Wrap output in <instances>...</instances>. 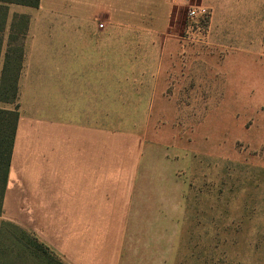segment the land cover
<instances>
[{
	"label": "crops",
	"instance_id": "obj_1",
	"mask_svg": "<svg viewBox=\"0 0 264 264\" xmlns=\"http://www.w3.org/2000/svg\"><path fill=\"white\" fill-rule=\"evenodd\" d=\"M169 1L6 4L3 52L21 46L23 57L1 217L37 236L66 264H168L175 258L184 205L174 169L165 167L161 155L153 159L136 130L105 127L97 113L105 76L121 75V66L127 70L122 75L135 74L136 59L105 51V37L111 41L116 27L153 26L130 17L166 13ZM20 8L30 16L23 23L12 20ZM58 12L63 18H50ZM260 56L235 55L260 59L256 76L264 80Z\"/></svg>",
	"mask_w": 264,
	"mask_h": 264
},
{
	"label": "rangeland",
	"instance_id": "obj_2",
	"mask_svg": "<svg viewBox=\"0 0 264 264\" xmlns=\"http://www.w3.org/2000/svg\"><path fill=\"white\" fill-rule=\"evenodd\" d=\"M169 7L130 17L151 27H116L111 41L105 37V51L136 59L135 74L122 75L121 66V75L105 76L97 113L105 127L136 130L183 188L168 264H264V80L256 76L260 59L235 57L264 58V0H170ZM195 8L205 12L195 17ZM20 9L12 20L23 23L30 16ZM20 237L0 225V264H66L31 232L25 237L40 250Z\"/></svg>",
	"mask_w": 264,
	"mask_h": 264
},
{
	"label": "trees",
	"instance_id": "obj_3",
	"mask_svg": "<svg viewBox=\"0 0 264 264\" xmlns=\"http://www.w3.org/2000/svg\"><path fill=\"white\" fill-rule=\"evenodd\" d=\"M6 4L38 7L39 0H0V28L5 21ZM2 52L3 43L0 38V103L14 104L12 108H5L0 105V217L3 210V195L7 185L11 152L19 118V110L16 100L18 95V79L22 65L23 48L21 46L9 45L3 52V57ZM0 225L16 229L21 236V245L23 247L32 246L33 248L40 250L42 247L40 244H44L43 242L39 244L36 243V241H27V238L25 237L27 231L10 221L0 220Z\"/></svg>",
	"mask_w": 264,
	"mask_h": 264
},
{
	"label": "built area",
	"instance_id": "obj_4",
	"mask_svg": "<svg viewBox=\"0 0 264 264\" xmlns=\"http://www.w3.org/2000/svg\"><path fill=\"white\" fill-rule=\"evenodd\" d=\"M190 12H191V14H193L194 13V10H191ZM204 12L205 11L203 9H197V8H195V17L197 16L198 13L199 14H202Z\"/></svg>",
	"mask_w": 264,
	"mask_h": 264
}]
</instances>
